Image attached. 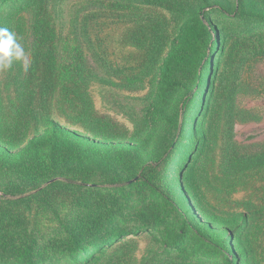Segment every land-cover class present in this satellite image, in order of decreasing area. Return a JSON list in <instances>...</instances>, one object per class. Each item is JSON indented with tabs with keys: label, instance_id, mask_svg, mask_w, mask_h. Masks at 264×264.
<instances>
[{
	"label": "trees",
	"instance_id": "16d2710c",
	"mask_svg": "<svg viewBox=\"0 0 264 264\" xmlns=\"http://www.w3.org/2000/svg\"><path fill=\"white\" fill-rule=\"evenodd\" d=\"M11 1L0 0V25L2 7ZM22 1L31 13L27 29L22 31L17 23L10 29L6 23L26 56L11 70L2 71L5 112L0 111V181L8 174L39 187L56 177L81 184L101 177L114 184V194L106 193L99 200L109 203L92 205L87 201L96 200L101 190L69 185L74 190L72 203L81 211L64 236L31 244L16 228L18 219L1 212L4 204L0 202V264H57L66 257L71 264H88L116 241H130L128 236L151 231L168 254L164 263L202 255L215 264H242L233 244L244 225L236 232L210 231L213 226L223 228L224 220L195 207L181 180L200 152L201 143L195 139L200 115L211 112L223 96L222 115L231 117L243 66L250 57L264 55V0H237L233 5L223 0H138L137 6L147 12L120 34L118 45L132 48L135 71L150 77L151 93L136 126L129 129L114 122V146L101 145L112 150L107 153L77 144L50 120L52 99L56 97L63 107L81 87L87 67L81 56L68 64L63 47L59 48L49 12L53 0ZM11 13L12 18L17 15ZM165 13L178 20L173 32ZM211 15L222 18L220 28L209 24ZM244 42L252 45L250 50L233 48ZM217 69L220 74L215 73ZM224 72L229 73V81L223 78ZM213 92L218 94L211 104ZM40 124L48 132H37ZM12 150L18 155L9 164L5 154ZM222 156L233 168L240 160L255 165L259 159L258 165H264V153L241 158L225 152ZM203 231L215 234L219 243L204 241L205 247L188 251L185 243L199 241Z\"/></svg>",
	"mask_w": 264,
	"mask_h": 264
},
{
	"label": "rangeland",
	"instance_id": "374dc122",
	"mask_svg": "<svg viewBox=\"0 0 264 264\" xmlns=\"http://www.w3.org/2000/svg\"><path fill=\"white\" fill-rule=\"evenodd\" d=\"M137 1L53 0L49 4L60 39L59 48L63 47L68 64L81 56L87 67L83 78L88 73L81 87L68 96L63 107L57 103L56 97L52 99L49 118L77 144L95 148L99 153L112 151L101 145L114 146V122L129 129L137 125L151 93L150 77L135 71L137 61L131 55L132 48L118 45L120 34L147 12L146 8L137 6ZM223 1L233 5L237 0ZM14 11L17 15L12 18L10 15ZM165 15L170 17L169 26L173 32L178 20L168 13ZM30 17V10L22 0H12L2 7L3 23L0 26L6 27L8 23L11 29L10 25L13 28V24L17 23L25 31ZM209 18L211 26L221 27L222 18L219 15ZM238 45L242 51L252 47L244 42L235 43L233 48ZM231 51L229 58L232 64ZM220 71L217 69L215 73L220 74ZM229 76L228 72H224L226 81H229ZM217 85L219 89L222 87L218 82ZM217 94L213 92L210 100ZM224 100L221 96L219 104L213 105L211 112L207 111L199 117L195 139L196 143H201V148L190 170L182 176V187L195 207L224 220L223 228H211L213 233L225 230L236 232L244 225V231L233 244L236 254L242 258V264H264V165H258L259 159L255 165L240 160L233 168L225 163L222 156L225 152H235L241 158L264 153V55L250 57L243 66L235 84L233 113L228 118L222 115ZM4 109L5 94L0 71V111L4 113ZM37 132L44 134L48 129L40 124ZM199 139L203 140L200 142ZM5 155L7 162L12 164L18 154L12 150ZM52 182L55 184L49 186ZM90 182L81 184L56 177L35 187L23 184L18 176L6 174L0 181V202L4 204L1 212L18 219L16 228L23 233L21 237L24 241L28 239V244L62 237L81 211L72 203L75 200L70 195L74 191L72 186L101 190L102 194L96 200L87 201L92 205L109 203L108 200H99L106 197V193L114 194L111 191L114 184L107 178L91 177ZM213 233L203 231L199 241H187L188 251L205 247L208 240L218 244L219 237ZM190 237H194V233ZM128 238L130 241H116L88 264H215L214 259L202 255L184 262L174 259L164 263L163 259L168 254L158 243L154 231ZM57 264L71 262L66 257Z\"/></svg>",
	"mask_w": 264,
	"mask_h": 264
},
{
	"label": "clouds",
	"instance_id": "9594fccd",
	"mask_svg": "<svg viewBox=\"0 0 264 264\" xmlns=\"http://www.w3.org/2000/svg\"><path fill=\"white\" fill-rule=\"evenodd\" d=\"M26 52L16 33L0 26V71L11 70L15 63L25 59Z\"/></svg>",
	"mask_w": 264,
	"mask_h": 264
}]
</instances>
